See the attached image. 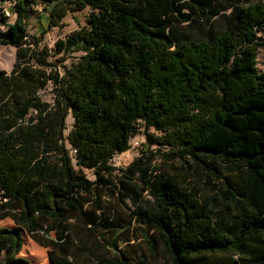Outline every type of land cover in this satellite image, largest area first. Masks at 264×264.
Instances as JSON below:
<instances>
[{
  "label": "trees",
  "instance_id": "trees-1",
  "mask_svg": "<svg viewBox=\"0 0 264 264\" xmlns=\"http://www.w3.org/2000/svg\"><path fill=\"white\" fill-rule=\"evenodd\" d=\"M38 4H51L50 25L91 10L55 43L81 54L61 76L28 64ZM5 9L0 44L16 61L0 70V220L12 222L0 264H32L25 237L48 264H152L159 251L171 264H264V0H0L10 18ZM48 81L52 105L38 95ZM142 128L146 150L112 166ZM106 188L118 202L101 200Z\"/></svg>",
  "mask_w": 264,
  "mask_h": 264
},
{
  "label": "rangeland",
  "instance_id": "rangeland-1",
  "mask_svg": "<svg viewBox=\"0 0 264 264\" xmlns=\"http://www.w3.org/2000/svg\"><path fill=\"white\" fill-rule=\"evenodd\" d=\"M7 7V5H6ZM89 8H85L79 11L67 9L65 14L59 17H53L55 24L50 25L49 21L51 14V4H38L34 10H31L29 17L26 21L27 37L25 38L24 47L26 48V55L28 64L32 65L34 69L44 71L46 75L57 73L58 76L64 74L65 70L72 64L76 63L81 56L80 53H71L64 56L56 50L55 43L58 40H63L68 35L78 31L80 28L86 25V18L90 13ZM2 15H0V32L5 33V23H10L13 18H4L2 22ZM217 24V23H216ZM218 27V25H216ZM262 39H264V31L260 33ZM30 56H33L31 58ZM16 61V48L9 45L0 44V70L5 71L9 74ZM257 69L259 72H264V46H260L257 49ZM39 97L49 104L54 103V87L51 81L46 83L44 89L38 92ZM73 119L70 114L65 118V130L64 136L67 135L71 129ZM149 132L157 134L154 130L150 129ZM130 148L126 152L115 155L111 164L115 168H124L127 166L135 157H137L141 151L146 150L145 137L143 134V128L140 129L139 133L130 139ZM66 147L70 148L66 142ZM156 146H151L150 150H155ZM160 152L168 153L169 148L161 147ZM73 154V152H70ZM164 162V159L158 155L156 164ZM179 165L177 162H173ZM165 167V166H164ZM84 174L89 180H94L95 177L90 170H83ZM116 174L118 171L115 172ZM191 186L197 187L200 196H203L206 192V187L203 186L204 176L199 172L190 177ZM101 200L103 202H118L116 195L113 194L112 189H101L100 191ZM12 222L9 219L0 220L1 227H10ZM24 245L20 252V256L27 258L32 264H48L47 250L40 247L27 237L24 238ZM142 248L145 250V244L143 243ZM161 247H159L160 249ZM158 261L155 262L148 258V261L152 264H171L170 259L167 255H163V251H159ZM163 256H162V255Z\"/></svg>",
  "mask_w": 264,
  "mask_h": 264
},
{
  "label": "built area",
  "instance_id": "built-area-1",
  "mask_svg": "<svg viewBox=\"0 0 264 264\" xmlns=\"http://www.w3.org/2000/svg\"><path fill=\"white\" fill-rule=\"evenodd\" d=\"M4 14L6 17H11L10 11L8 9L4 10Z\"/></svg>",
  "mask_w": 264,
  "mask_h": 264
}]
</instances>
